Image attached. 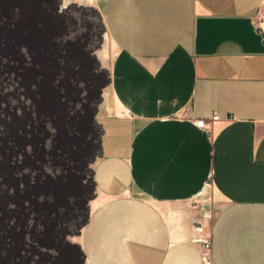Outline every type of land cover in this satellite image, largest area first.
<instances>
[{
	"label": "crops",
	"instance_id": "crops-1",
	"mask_svg": "<svg viewBox=\"0 0 264 264\" xmlns=\"http://www.w3.org/2000/svg\"><path fill=\"white\" fill-rule=\"evenodd\" d=\"M257 13L264 0H106L115 55L95 111L86 264H202L206 236L213 264H264ZM214 115L209 136L195 128Z\"/></svg>",
	"mask_w": 264,
	"mask_h": 264
},
{
	"label": "rangeland",
	"instance_id": "rangeland-1",
	"mask_svg": "<svg viewBox=\"0 0 264 264\" xmlns=\"http://www.w3.org/2000/svg\"><path fill=\"white\" fill-rule=\"evenodd\" d=\"M105 2L0 0V106L53 108L40 112L49 136L40 179L48 180L37 198L41 206L29 212L37 235L20 252L24 264H86L81 235L99 202L92 169L100 130L92 116L115 55Z\"/></svg>",
	"mask_w": 264,
	"mask_h": 264
},
{
	"label": "flooded vegetation",
	"instance_id": "flooded-vegetation-1",
	"mask_svg": "<svg viewBox=\"0 0 264 264\" xmlns=\"http://www.w3.org/2000/svg\"><path fill=\"white\" fill-rule=\"evenodd\" d=\"M52 110L33 104L0 106V264H24L20 252L37 235L29 226V212L41 206L37 198L48 179H40L39 163L49 153L43 146L49 136L40 112Z\"/></svg>",
	"mask_w": 264,
	"mask_h": 264
},
{
	"label": "built area",
	"instance_id": "built-area-1",
	"mask_svg": "<svg viewBox=\"0 0 264 264\" xmlns=\"http://www.w3.org/2000/svg\"><path fill=\"white\" fill-rule=\"evenodd\" d=\"M263 20H264V15L257 13L255 16V25L258 30L261 29V23L263 22ZM217 120L218 117L214 115L209 120H205V119L193 120V124L196 129L202 131L203 133L209 136L211 134L212 124ZM196 231L201 232L202 229L200 227H197ZM201 260H202V264H213L212 244L209 236H206L201 240Z\"/></svg>",
	"mask_w": 264,
	"mask_h": 264
}]
</instances>
